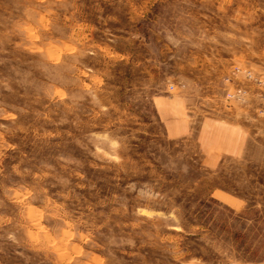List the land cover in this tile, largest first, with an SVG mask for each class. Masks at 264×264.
I'll return each mask as SVG.
<instances>
[{
    "label": "rangeland",
    "instance_id": "obj_1",
    "mask_svg": "<svg viewBox=\"0 0 264 264\" xmlns=\"http://www.w3.org/2000/svg\"><path fill=\"white\" fill-rule=\"evenodd\" d=\"M0 264H264V0H0Z\"/></svg>",
    "mask_w": 264,
    "mask_h": 264
}]
</instances>
